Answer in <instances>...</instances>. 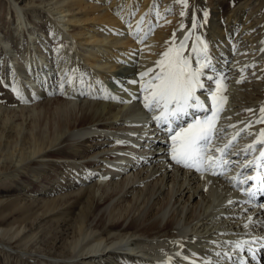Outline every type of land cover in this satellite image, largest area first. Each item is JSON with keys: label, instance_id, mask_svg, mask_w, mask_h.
<instances>
[{"label": "bare ground", "instance_id": "obj_1", "mask_svg": "<svg viewBox=\"0 0 264 264\" xmlns=\"http://www.w3.org/2000/svg\"><path fill=\"white\" fill-rule=\"evenodd\" d=\"M86 1L92 0H64V2L70 3L69 7L60 6L62 8L59 19L64 26L85 21L95 22L91 25L93 27L91 31L80 27L79 31L72 35L76 44L77 42L81 44L83 37L88 36L81 48L77 52L75 51L73 57L71 56L74 59V67L72 58L70 60L66 57L67 53L69 55L70 48L60 49L58 46L52 48L56 57L63 56L65 58L56 66L61 74L68 67L79 68L82 61H85L86 65H92L91 69L87 70L92 77L105 80L110 78L112 73L108 70L117 69L121 64H127L129 61L133 62L136 57V59L140 58L141 61H144L139 62L146 70L155 68L157 54L153 51L151 55L144 57H140V54L136 55L135 49H132V40H130V37L133 36L139 40L143 39L142 41L146 39H149L148 42L153 39L159 41L162 37L159 33L154 34L152 38L145 35L144 31L148 28L146 25L150 20L146 18L148 21L140 22L144 27L140 28L142 26L138 25V30L137 24L140 19L135 17L134 23L126 31L122 28L123 24L118 23L115 17L107 13L100 15L99 20L89 19L88 13H82L79 16L74 13V15H69L75 11L74 7L77 9L86 8L84 5ZM131 2L135 3L136 0H125V5ZM128 6L124 8L126 11L131 9ZM248 8H251L250 3L241 4L235 11L228 14L223 13V9L218 10L217 7L210 9L204 5L203 0H197L187 26L178 29L174 46L178 47L185 36L190 34L183 54L186 57H191L194 68L197 67V58L200 60L210 58L212 64L211 68L204 70L205 76L202 77V80L205 88L197 91V95L205 102L204 106L210 111H194L185 120L180 121L179 126H184V123L190 122L193 117L203 119L205 116L212 115L210 92L216 95L217 128L227 129L224 139L212 141L210 155L218 157L219 154L215 152L217 147H222L246 125H252L247 131L241 132L234 147L230 149L232 154L227 159L232 160L233 165L217 167L216 171L223 174L213 175L211 171L198 172L195 169L176 164L171 160V134L167 127L159 122H155L156 124L154 123L152 126H141L143 130L141 129L137 134L133 133L138 129L133 124L140 116L146 117L145 111H141V114L136 111V115L135 113L131 115V113V118L125 115L129 108L128 101L133 102V98L137 95V84L127 85L129 87V89L126 88L127 92L131 89L134 94L127 93L126 104L123 105L119 102L120 105H116L105 101L84 103L83 107H80L83 110L81 117L76 116L75 119L73 112L76 110L77 103H67L66 101L64 104L60 102L61 104L56 107L54 124L49 123L48 127L41 120L42 111L36 110L34 113L30 111L29 115L23 113L20 122L16 121L11 130L4 132L2 129L0 131V149L2 148L6 160L14 158L12 149L18 145L23 125L30 117V132L25 135V146L19 157L20 162L30 159L33 161H30L27 166L6 167V173L0 174V186H4V181L19 179L20 174L29 166L52 164L77 169L84 167L88 169L76 177L78 187L74 186L76 191L73 193L83 190L86 194H90L89 199H92L95 189L102 185L99 178L104 175L106 178L112 179V186L109 188L111 193L108 194L111 202L116 200L118 203L125 202L127 212L119 215L111 212L109 214L110 204L100 208L99 213H93L89 207L90 204H87L82 208L81 224L77 231L67 234L65 238L56 240L54 243V255L40 253L35 255L28 247L38 233H31L34 232L35 225L34 222L29 224V219L27 220L22 214L25 208L21 209L20 206L13 205L11 207L13 210L8 212L7 208L0 206V251L6 253L8 257L14 256L20 260L28 255L35 256L41 260L42 264H264V191L261 190L258 181L254 186L255 189L251 190L255 195H249L248 190L253 182L240 183L235 179L237 174H240L241 179L252 175L251 168L244 169L242 166L244 163L255 160L259 151L264 150V146L258 145L255 153L249 151L245 154L243 151L246 146L264 139L259 135L264 130V123L255 122L260 117L261 106H264V12L258 17L259 8L256 7L247 12ZM205 11L208 13L206 22L203 19ZM194 18L197 24L195 28H193ZM222 18H225V21ZM135 28L137 30H134ZM34 35L35 33H30L31 40L36 39ZM197 37H199V42ZM194 45L197 49L195 53L192 51ZM202 45H207V49H205L207 51L203 49ZM163 49L166 50V47ZM132 56L133 58H131ZM38 59L35 62L37 65L44 62V53L41 52ZM29 63L30 58L27 53L23 56L22 62H17L16 66L21 64L24 69ZM51 67L53 68V66ZM52 68L49 69V72L48 69H44L42 74L39 73L38 80L29 81L28 87L34 94L33 96L39 97L37 95L40 90L42 91V86L50 83L54 70ZM71 72L67 71L66 73ZM210 73L213 77L211 81L206 79ZM74 74L73 76H75ZM133 74H136L135 71ZM28 76L30 75L28 74ZM67 76L69 75L67 74ZM241 80L243 82L238 83ZM74 81L76 82V80ZM101 83L104 84V81ZM224 84H230L231 91L226 86L224 88ZM11 87L18 100L26 99L25 86L14 85ZM105 91L106 93L100 95L99 98L110 100L114 94L111 91ZM117 92L120 94V91ZM30 95L32 96V94ZM130 96L132 97L130 98ZM222 97H225L226 100L222 101ZM43 99L40 100L43 102ZM33 100L31 102H35ZM47 100L52 101L46 98ZM49 105L50 102L44 101L41 106L46 108ZM136 108L137 106H134L135 110ZM139 108L138 106L137 110ZM248 109L253 111L249 112ZM153 114L155 113L153 112ZM125 116L128 117L126 122L134 123L125 124ZM12 118L9 115L1 116V121L6 124ZM138 123L136 124L138 125ZM140 124L143 125L141 122ZM230 125L236 127H229ZM177 126L175 122L172 125L174 129ZM134 135H136L135 138ZM3 136L9 140L5 145H2ZM60 148H64V151L62 149L60 152ZM81 149L83 150L81 151ZM90 178H96V180L92 181L94 184L87 186V180ZM90 189H93L94 192H91ZM259 197L258 201L254 200ZM17 211H20L21 217L12 218L11 222L3 226L2 223ZM51 211L52 207H47L44 215ZM102 212L108 219L96 223ZM15 238H19L20 241L18 250L10 246ZM256 256L260 258L259 261Z\"/></svg>", "mask_w": 264, "mask_h": 264}, {"label": "rangeland", "instance_id": "obj_2", "mask_svg": "<svg viewBox=\"0 0 264 264\" xmlns=\"http://www.w3.org/2000/svg\"><path fill=\"white\" fill-rule=\"evenodd\" d=\"M203 1H204V5L210 9H214L217 7L219 10L221 8V6L223 5L221 8V9H223L222 10L223 13H228V14L231 13L232 11H235L241 4H245V3L251 4V8H248L247 12H250L252 9H254L256 7L259 8V10H260L257 13L258 17H260L261 13L264 12V5H263L264 0H203ZM196 2H197V0H187V7H185L180 2V0H136L135 3L131 2L128 4L129 5L128 6V5H125V0H104V1L103 0H92V1H86L84 3V5L86 6V8H84V9H80V8L77 9L76 7H74L75 11L71 12L69 15L75 14V15L79 16V15H82V13H88L89 19L96 18L97 20H99V18H101L100 15H104L105 13H107V14H110L112 17H115L117 19V20L116 19L115 20L118 23L120 22L121 25L123 24L122 28H123V30H126V31L129 29V26H131V24L134 23L136 18L140 19V20H138L139 23L137 24V26L141 25V23H140L141 21L150 20V21H148V23L146 25V28L147 27L148 28L145 29L146 31H144V32H146L145 35L146 36L149 35L150 38H152L154 36V34L159 33L162 35L163 38L161 37V39L159 41L153 39L151 42H148L149 39L142 41L143 39L139 40V38H136V37L133 38V36H132V37H130V40H132L131 43L133 44L132 49L133 50L135 49V51H134L135 54L136 55L140 54L141 55L140 57H144L146 55H151V53L154 51L157 54L155 56V63H156L157 61L162 59L163 53L168 51L169 48H173L175 46V42L177 40V35H176L177 31L179 28H182L181 25H183L184 27L187 26V24H188L187 22L192 17ZM69 4L70 3H68V2H64V0H0V131L3 129L4 132H8L9 130H11L12 126L14 125V123L16 121L20 122V119L22 118L23 113L29 115L30 111H33V113H34L36 110L42 111L41 120H43L45 125L47 124V127H48L49 123L54 124L55 113L57 112L56 107L59 106L61 103L65 104L66 101H67V103H69V102L77 103L76 110L73 112L74 119L76 118V116L81 117L83 110L80 107H83L82 105H84V103H88V102L99 103V102L105 101L106 103H113L116 105H120L119 104V102H120L121 104L124 105L128 101V97H127L128 94H130V93L134 94L131 91V89L128 90V92H127V89H129L128 86L135 85V84L131 83V81H133V80L139 81L140 77L137 73H141V71L142 72L147 71L145 68H143V66H141L143 64L140 63V62H144V61H141L142 59H140V58H139L140 59L139 60V59H136L137 57L136 58L134 57L135 59L133 62L129 61L127 64H121L120 63L121 66L119 68H117V69L113 68V69H111V71L108 70L110 73L111 72L112 73H111L110 78L105 79V80H100L98 78L92 77L91 73L87 71V70L91 69L92 65H89V64L86 65L85 61H82L81 65L79 67L80 69L78 67L74 68V69H71L68 67V69L66 71H63L61 74V72L58 71L56 66L59 64V62H63L65 60V58L63 56L60 58L56 57L52 51V48H54V46H58V47H60V49L61 48L63 49L66 47L70 48L68 50L70 56L67 53L66 57L70 58V60H71V58L73 57V54H75V51L77 52L78 49L81 48V45H83L82 43H84L85 40L88 38V36L84 35L85 36V37H83L84 39H82V37H80V39H82L80 42L81 44H78V42L76 44V41L73 39L72 35L76 31H79L78 28H80V27H83L85 30L87 29V31H91V29L93 28L91 25L95 23L92 21H85V22L79 23V24H73V23L71 24L70 23L69 26L68 25L64 26L63 22H60L61 19H59V17L61 16L60 15V9L62 7L68 8ZM130 4H132V5H130ZM60 6H62V7H60ZM127 6L129 8H131L128 11H126L124 9ZM221 9H220V11H221ZM63 10H65V9H63ZM181 12H184L185 14L182 16ZM19 15H21V18H19ZM36 16L39 18H37ZM222 20L225 21V18H222ZM51 22H52V24H51ZM58 24L60 27L58 26ZM50 26H52V27L50 28ZM141 26L142 27H140V28L144 27L143 25H141ZM136 28L134 30H137ZM138 30H139V26H138ZM31 32L35 33L34 37L36 39L31 40V38L29 36ZM173 35H174V43L172 42L173 41ZM160 45H161V47H160ZM202 46H203L204 50L207 49L206 48L207 45L206 46L202 45ZM164 47H166V50L163 49ZM16 48H18V49L16 50ZM185 50H186V47H185L184 51ZM8 51H10V52L7 53ZM205 51H207V50H205ZM41 52L44 53L45 60H44V62L39 63L40 64V66H39V64L37 65L35 62L39 60L38 58H40ZM17 53H19V54H17ZM27 53H28V56L30 58L29 65L25 66L24 69L21 67V64H18V66H16L17 62L18 63L22 62L23 56ZM5 56H8V57H5ZM4 58H6V59H4ZM131 58H133V56ZM73 60L74 59L72 58L71 61H72L73 67H74ZM210 61H211V59H210ZM41 66H43V67H41ZM51 66H53V68ZM50 68L54 69L53 70L54 79L52 77L49 84L42 86V91L40 90L39 94L37 95L39 97L33 96L34 94L29 89L30 87H28L29 81L33 80V79L38 80L40 78L39 73L42 74L43 71H45L47 69L49 72ZM122 69H123V71H122ZM150 69H154V68H150ZM155 69H156V71H159V68H157V66H155ZM32 70H34V71H32ZM69 70H71L72 72ZM82 70H85V71H82ZM124 70H125V72H124ZM138 70H141V71H138ZM67 71L71 72L73 74L75 73L74 75L76 76V78H75V76H73V74L71 75V73H66ZM134 71L136 74H133ZM84 72H85V74H84ZM87 73L89 76L87 75ZM28 74L30 76H28ZM67 74L69 76H67ZM119 74H121L122 77L119 76ZM58 75H59V77H57ZM124 75L128 76V77H125ZM210 75H211V73H210ZM20 76H22V77H20ZM15 77H16V79H15ZM23 77H25V78H23ZM61 77L62 78L64 77V78L62 79ZM70 77H72V78H70ZM28 78H30V79H28ZM148 78L149 77H145L144 80L146 81ZM67 79L68 80L71 79L72 83L69 84ZM19 80L23 83L21 84V82ZM63 80L65 83L63 82ZM74 80H76V82ZM77 80H78V82H77ZM94 80H95V82H94ZM100 81L101 82L104 81V84L101 83ZM73 82H75V83H73ZM116 82L118 83V85ZM142 82L143 81H141V83ZM26 83H27V85H25ZM60 83L64 85L63 88L61 87ZM88 84H90V85H88ZM100 84H101V86H100ZM120 84H121V86H120ZM14 85H17L20 87H22V85H23V87L25 86L24 90L27 93V94H25L26 99H24V100L19 99L18 100L16 93L14 92V90L11 87ZM75 85H77V86L75 87ZM137 85H138L137 86L138 87V89H137L138 93L136 92L137 95H136V97L133 98V102L131 101V103H130V100L128 101V103H130V104L127 103V105H129V108L127 111L129 113L125 112V115L131 118L132 117L131 115H134V113H135V115L137 114L136 111H138V113L140 112V114H141V111L142 112L145 111V114H146L145 116L147 118L146 117H143V118L147 119V120H144L140 116L142 121H140L141 119H139L140 118L139 117L138 118L139 121L137 120L135 122V124H133L134 122L133 123L128 122V121L126 122V119H128V117H126V116L124 117L125 118V124H127V125L133 124L135 126V128L139 129V130L138 129L134 130L135 132H133V133H135V134L139 133V131L142 129V127H145L146 125L152 126L156 122L152 118L156 115H159L158 111H148L145 108H143L144 107L143 106V103H144L143 96L145 95V93L141 92L139 83H137ZM223 86H224V88L226 86L228 88V90L231 91V87H229L230 84H224ZM73 89H75V90H73ZM115 89L117 91H120V94H122L124 92H125V94L120 95ZM105 90H107V92L111 91V93L114 94L110 100L108 98H105L107 100L99 98L100 95H104L106 93ZM40 93H42V94H40ZM65 93H66V95H65ZM71 93H74V94H71ZM139 93L142 95H140ZM30 94H32L33 98ZM49 94H52V95H49ZM138 95H140L141 97ZM30 96L32 99L30 98ZM131 97L132 96H130V98ZM137 97H138V100H137ZM27 98H29V99H27ZM42 98H44L43 102L44 101L50 102V105L48 107L42 108V106H41L43 103L41 101ZM46 98L50 99L52 101H49V100L46 101ZM30 99L31 100L35 99V100H33L35 102H31ZM59 100H62V101H59ZM20 101H23V102H20ZM38 101L39 102L41 101V102L39 103ZM123 101H126V102H123ZM229 101H230V99H229ZM134 106L135 107L137 106V108L139 106L140 108L138 110L136 108V110H135ZM23 108H25V109H23ZM153 112L155 114H153ZM6 115H9L13 118L11 121L4 124L3 121H1V116H6ZM74 119H72V120H74ZM29 121H30V117H28V121L25 122L23 125L24 126L23 132H22V135L19 139L18 145H16L12 149V152L14 153L13 155H15L14 158L12 157L11 160H6L4 157V153L2 151V148L0 149V169H1L0 174L1 175L6 173V170H5L6 167L18 166V165H19V167H22L25 165L27 166V164L30 163V161L31 162L33 161V159H30V160H26L27 162L26 161L20 162V157H19V154L22 151V148H24V146H25V139H24L25 135H27L30 132ZM140 122L143 125H141ZM136 123H138V125ZM156 123H158V122H156ZM125 124H124V126H125ZM184 124H186V123H184ZM129 126H131V125H129ZM137 126H139V127H137ZM135 137H136V135H134V138ZM8 141L9 140L5 136H3L2 145H5V143H7ZM62 149L64 151V148H62ZM62 149L60 148L59 151L61 152ZM82 150L83 149H81V151ZM84 155H86V154H84ZM68 168H69V170H67ZM75 169H77V168H74V167L70 168V167L61 166V165L55 166L52 164L51 165H44V166H37V165L29 166L25 171H23V173L20 174L21 176H19L20 177L19 179L16 178L15 181H13V179L4 181L3 182L4 186H2V185L0 186V201L2 202V204L0 206H2L3 208H7L8 212L13 210V209H11V207L13 205H18L21 207V209L25 208L23 210L22 214L26 217L27 220L29 219V221H28L29 224L34 222V225H35L34 230H33L34 232H31V233H38V235L35 239H33L29 243L28 248H29V250L33 251V254H35V255H37L39 253L40 254H47V255H49V254L54 255L55 254V252H54L55 250L53 248L54 243H56V240L58 241L62 238H65V236L67 234H72L75 231H77V228L81 224L80 221H81V217H82V208H83V206H85L87 204L88 205L90 204L89 207L93 213H99L100 208H104L103 206L110 205V204H111L110 205L111 211H109V214L112 213V214L119 215V214H125L127 212L126 207H125V205H126L125 202H119L118 203L117 200L114 202H111L108 194L111 193V190L109 188H111V186H112V179L106 178L104 175H101V177L99 178V182L102 183V185H101L102 187L101 186H100V188L97 187L95 189V192L93 189H90L91 192L92 191L94 192L92 199H89L90 194H86L83 190H81V191L79 190L78 193H73L74 191H76V188L78 187V185L76 184V182H78L76 177L80 174L82 175V173H85V171L88 168H84V167L79 168L78 167V169H77L78 173L77 174H76L77 170H75ZM90 169H93V168H90ZM24 177H26L25 180H24ZM95 180H96V178L88 179L87 183H86L87 186H91L92 184H94ZM92 181H94V182H92ZM68 186H70V187H68ZM106 188H108V189H106ZM47 207H52V211L49 212L48 214L44 215ZM124 208H125V210H124ZM19 214H20V211L15 212L13 214L14 216L12 215L11 218L7 219L6 221H4L2 223L3 226H5L9 222H11L12 218L17 219V218L21 217ZM44 216H45V218H44ZM106 219H108V217L102 212L100 214V217L97 219L96 223L100 222V221L104 222ZM27 230H26V232H27ZM22 236H23V234H22ZM37 238H39V239H37ZM19 242H20L19 238H15L12 241V243L10 244V246L12 248L18 250L17 248L19 247L18 246ZM0 264H42V262H41V260L37 259L35 256L28 255L26 258L24 257L23 260H20L14 256L8 257V255L6 253L0 251Z\"/></svg>", "mask_w": 264, "mask_h": 264}, {"label": "snow or ice", "instance_id": "obj_3", "mask_svg": "<svg viewBox=\"0 0 264 264\" xmlns=\"http://www.w3.org/2000/svg\"><path fill=\"white\" fill-rule=\"evenodd\" d=\"M180 2L187 7V0H180ZM185 13L181 12L183 16ZM208 13H203L204 22L207 20ZM142 22V21H141ZM197 26L195 18L193 28ZM183 27V25H181ZM190 36V34H189ZM189 36L181 41L178 47L169 48L168 51L162 54V59L156 62V69H148L145 72L139 73L140 80H133L131 83H139L143 96L144 108L148 111H159V115L153 117L154 121L164 124L167 127L171 140V160L178 165L185 168L195 169L196 171H211L213 175L223 174L217 172V167H226L233 165L232 160L227 159L232 153V149L241 135V132L247 131L252 125L248 124L240 132L235 133L231 139L227 141L222 147H217L215 152L219 154L214 157L209 154L212 141L214 139H224V134L227 129L217 128V102L216 95L209 93L212 97L211 116H205L203 119L193 117L191 122H187L184 126H179V122L185 120L194 111L208 112L209 108L204 106V101L197 95L199 89H204L205 84L202 77L205 76V69L211 68L210 58L200 60L197 58V67L192 66L191 57H186L184 49ZM199 42V37H197ZM174 43V35L173 41ZM193 53L197 51L196 46H193ZM151 74V75H150ZM145 77H149L146 81ZM207 80H213L211 75L206 77ZM141 81H143L141 83ZM243 82L238 81V83ZM71 84V79L68 80ZM63 88L64 85L62 84ZM226 100L225 97L221 98ZM221 111L223 109H220ZM247 111L251 112L252 109ZM177 123V127H172L173 123ZM256 123H264V106L260 108V117L255 121ZM229 127H236L230 125ZM251 135V133H248ZM260 137L264 138V130L260 132ZM264 146V139L257 140L256 143L246 146L243 150L245 154L249 151L255 153L257 146ZM240 166V165H235ZM244 169L251 168L256 175H248L243 179L240 174H237V179L240 183H247L249 181H259L261 190L264 191V150L259 151L258 157L253 161L244 163ZM249 195H255L248 190ZM239 247V245H238ZM255 258V257H253Z\"/></svg>", "mask_w": 264, "mask_h": 264}]
</instances>
